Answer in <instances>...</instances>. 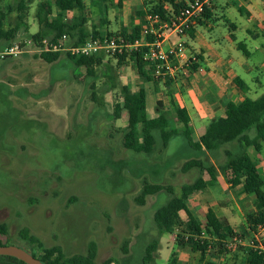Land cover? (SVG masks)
Wrapping results in <instances>:
<instances>
[{
	"label": "rangeland",
	"instance_id": "obj_1",
	"mask_svg": "<svg viewBox=\"0 0 264 264\" xmlns=\"http://www.w3.org/2000/svg\"><path fill=\"white\" fill-rule=\"evenodd\" d=\"M110 23L114 25L110 30L113 35L123 28L119 22ZM237 38L241 41L244 37ZM14 41L24 39L16 37ZM25 48L24 55L38 58L32 45L25 44ZM102 62L95 70L98 77L89 79L84 69L74 68L62 53L59 62L37 68L36 81L27 67L19 69L14 63V73L0 80L3 241L39 259L43 251L54 250L50 260L59 257L62 264H70L71 259L89 257L93 244L92 264H142L145 247L157 232L149 217L154 196L146 198L143 205L135 202L143 183L179 194L180 187L191 184L197 176L180 169L183 160L195 154L181 135L171 137L164 147L155 132L151 155L124 149V110L120 119L112 118L114 106L120 103L121 86L117 82L115 89L103 90L104 64L109 62L115 69V61L106 56ZM129 63L125 59L124 64ZM4 71L0 64V72ZM165 198L166 194H161L153 210L165 205ZM151 229L154 233L149 235ZM236 234L240 239H251ZM242 248L223 250L217 263L244 264L242 255L236 254ZM164 251L154 264H166Z\"/></svg>",
	"mask_w": 264,
	"mask_h": 264
},
{
	"label": "crops",
	"instance_id": "obj_2",
	"mask_svg": "<svg viewBox=\"0 0 264 264\" xmlns=\"http://www.w3.org/2000/svg\"><path fill=\"white\" fill-rule=\"evenodd\" d=\"M23 1L26 8L25 27L17 32L15 38L23 37L25 41L31 39V36L39 30L34 18L37 5L48 3L51 8V16L54 18L57 14V0ZM78 1L83 7L81 15L87 20V30L90 31L96 27L101 35H105L107 32L111 33L110 30L114 27L110 21H115L123 26L118 34L125 33L128 35L135 27L141 29L145 24V16L151 9L161 7L167 14H171L173 11L172 4H186L189 0ZM18 2L19 0L0 1V9L6 15L3 25L4 32L13 28L18 15ZM77 15V9L65 12L63 13V21L68 23ZM93 20L94 22H91ZM220 28L226 31H221ZM191 29L193 31L192 37L187 35L184 41L188 53L197 57L198 61L194 70L189 69L179 74L174 81L171 80L166 85L162 82L155 83L138 75L134 61L127 58L131 63L118 67L116 66V60H114V78L116 84L119 82L121 87L128 88L132 94L137 93L140 89L144 91L147 119H155L163 114L169 118L170 125L177 124L175 123L176 110L184 109L190 121L192 139L196 142L205 133L212 121L223 117L227 101L239 103L246 98L254 100L264 94V0H211L208 9L201 18L194 22ZM238 35H242L244 38L240 41L237 38ZM13 41L7 42L0 38V50L6 43L9 45ZM176 41L177 38L172 36L168 42L164 41L162 47L166 49L169 43ZM238 44L242 45L246 54H243L237 48ZM10 60L13 59H6L0 63L5 68L4 73L0 72L1 81L14 73L13 63L19 69L27 67L30 70L31 79L34 81L38 78L37 68L39 66L43 68V64L46 68L48 65L40 58L33 59L24 54L15 62ZM117 74H120V76ZM236 81L239 82L240 87L236 84ZM31 84L32 81L26 86ZM159 103L160 107H157ZM122 115L126 117L127 127V113L125 110ZM262 148L263 145L259 151H256L253 147H248L246 153L256 163L264 183ZM195 154H191L187 158L194 157ZM200 159L202 160L203 157ZM185 161L186 159L183 160L182 165ZM210 161L216 166L213 160ZM187 172L197 175L196 179L201 178L207 183V186L204 190L187 197L183 209L178 212V216L183 223L191 222L194 225L203 227L205 217L211 211L233 232H240V234L250 238L257 233L264 244V229L256 230L253 233L247 225V216L255 211L256 198L254 195L244 194L242 185L231 187L232 174L230 172H218L215 181L212 183H209L210 177L206 172H200L196 168ZM171 192L173 196H181V191L179 194H175L172 190ZM163 193L166 194V204L171 195L164 190L146 196V198L154 196L150 211L151 215H149L154 223L155 213L162 206L153 209ZM145 226L143 225V231L139 233V236L143 234ZM155 226L157 229L156 237L150 243L156 242V251L152 260L145 264H154V260L163 254L164 249H166L164 251L166 264L172 262L173 264H216L221 259V255L209 256L208 251L201 255L198 252H193L188 246L179 248L176 243L177 230L159 233L156 223ZM152 233H154L153 229L148 234ZM250 240L244 239L242 250L236 253L242 255L241 259L244 260V264H247V250ZM137 243L138 239L136 238L131 247L132 255H134Z\"/></svg>",
	"mask_w": 264,
	"mask_h": 264
},
{
	"label": "trees",
	"instance_id": "obj_3",
	"mask_svg": "<svg viewBox=\"0 0 264 264\" xmlns=\"http://www.w3.org/2000/svg\"><path fill=\"white\" fill-rule=\"evenodd\" d=\"M1 1V0H0ZM23 0H19L17 4L18 15L14 22L13 28L4 32L3 25L6 20V15L0 9V38L9 42L14 40L17 32L25 27V5ZM185 4H172L173 11L167 14L161 7H157L148 11L159 15L163 19H167L172 14H176ZM57 14L53 18L51 16V8L48 3L38 4L36 7L34 18L39 27L36 34L31 36L34 41L48 39L53 43H57L62 35L68 38V44L77 47L83 45L89 38L102 39L103 37L113 36L112 33L101 35L97 28L87 30V20L81 15L82 4L78 0H57ZM77 9L78 15L73 17L71 21L65 23L63 21V13ZM205 13V12H204ZM193 31L190 28L187 35L192 37ZM127 39L128 42L142 39L140 29L135 27L130 34H117ZM115 36V35H114ZM145 42H152L153 38L147 36ZM237 48L245 53L242 45L238 44ZM146 48L136 49L129 54L124 53L113 57L116 60V66L124 64L125 59L133 60L138 75L149 79L155 83L160 80L156 79L153 74V66L143 60V55ZM64 52H46L38 55V58L47 64L59 62ZM74 68H83L85 76L89 79H95L96 68L103 65L104 53L94 54L90 57H75L69 53H64ZM108 57V56H107ZM197 58V57H196ZM196 68V63L190 66V70ZM102 77L106 79L104 92L116 88L114 69L109 62L104 64ZM170 79L162 82L166 85L170 83ZM236 84L240 87L238 81ZM121 103L114 106L113 117L119 119L122 110L127 113V127L123 135V147L137 154L151 155L155 150L156 137L155 132H158L161 140V145H167L171 137L181 135L187 142L190 149L195 151L194 157L186 158V161L181 167L182 172H187L193 168L200 172H206L209 177V183L216 179L218 172H230L232 179L231 187L242 185V191L246 195H254L256 198L255 211L247 216V225L251 232L255 233L260 226H264V191L263 180L259 169L246 153L248 147H253L259 151L264 144V94L256 99L246 98L242 102L234 103L227 101L225 104V112L223 117L212 121L207 127L205 133L194 142L190 129V121L184 109H177L175 115V123L179 128H170L169 118L161 114L155 119H147L145 93L140 89L137 93L132 94L126 87L120 88ZM160 107V103L157 104ZM203 157L204 159H200ZM213 160L216 166L211 163ZM205 183L201 178H197L192 184L182 185L180 188L181 196H173L169 188H163L159 185H151L143 183L140 191V196L135 199V202L143 205L146 196L154 195L160 191H166L171 197L167 203L155 213V223L159 233L177 230L176 243L179 248L188 246L193 252H198L204 255L205 252H213L214 255L220 256L223 254V242L237 236L235 232L230 230L223 221L218 219L211 211L205 217L203 227L192 224L191 222L183 223L178 212L183 209L184 202L187 197L195 192L202 191L206 188ZM6 236V229L0 225V246H5L3 241ZM27 239L26 236H22ZM31 240L35 241L33 238ZM36 242V241H35ZM93 252L85 259H71L70 264H92L94 257L95 246L92 244ZM27 251V250H25ZM156 251V242L153 241L145 248V254L142 258V263L145 264L152 260L153 254ZM33 257L37 258L33 253L27 251ZM44 255L39 259L43 264H62L60 258L50 260L56 253L54 250L43 251ZM0 264H25L15 258L0 256ZM170 264H173L170 263ZM247 264H264L263 255L248 248Z\"/></svg>",
	"mask_w": 264,
	"mask_h": 264
},
{
	"label": "built area",
	"instance_id": "obj_4",
	"mask_svg": "<svg viewBox=\"0 0 264 264\" xmlns=\"http://www.w3.org/2000/svg\"><path fill=\"white\" fill-rule=\"evenodd\" d=\"M211 0H189L176 14H172L166 20L157 14L147 13L145 24L140 29L142 39L128 42L120 35L103 37L102 39L89 38L83 45L73 47L68 44L66 35H62L57 43L48 39L24 42L14 41L0 51V62L7 58L14 59L22 55L26 48L25 44L32 45L38 54L46 52H66L75 57H90L94 54L104 53L115 57L124 53H130L136 49L146 48L143 60L153 66L152 74L160 82L167 79L174 81L179 74L189 70L190 66L198 60L195 55L188 53L186 42L187 31L194 22L201 18L208 9ZM151 36L152 42H145L144 38ZM176 37L177 41L169 43L164 49L162 44L168 42L170 37ZM264 229L260 226L257 230ZM226 251H234L237 246L244 245V239L235 236L223 242ZM248 247L264 257V244L259 234H254L248 243ZM209 252V251H208Z\"/></svg>",
	"mask_w": 264,
	"mask_h": 264
},
{
	"label": "water",
	"instance_id": "obj_5",
	"mask_svg": "<svg viewBox=\"0 0 264 264\" xmlns=\"http://www.w3.org/2000/svg\"><path fill=\"white\" fill-rule=\"evenodd\" d=\"M0 256L12 257L25 264H43L24 249L12 245L0 246Z\"/></svg>",
	"mask_w": 264,
	"mask_h": 264
}]
</instances>
